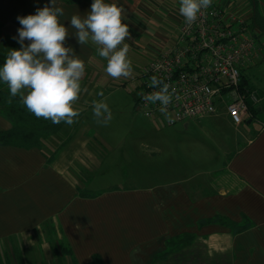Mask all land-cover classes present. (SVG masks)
Instances as JSON below:
<instances>
[{
	"label": "crops",
	"instance_id": "1",
	"mask_svg": "<svg viewBox=\"0 0 264 264\" xmlns=\"http://www.w3.org/2000/svg\"><path fill=\"white\" fill-rule=\"evenodd\" d=\"M229 1L264 19V0ZM92 2L58 0L70 32L66 46L86 66L74 105L78 122L64 123L41 147L0 145V264L10 255L22 264H264V77L256 84L247 73L264 63V33L261 56L243 72L257 97L251 118L235 124L223 107L174 125L149 117L159 136L142 143L114 137L115 124L85 118L103 97L99 86L116 84L101 74L107 61L95 46H81L70 27L71 15H86ZM106 2L128 12L133 77L122 79L136 80L177 37L179 0ZM45 4L50 0H0L7 53L21 47L13 39L17 17ZM11 126L0 110V130Z\"/></svg>",
	"mask_w": 264,
	"mask_h": 264
},
{
	"label": "clouds",
	"instance_id": "2",
	"mask_svg": "<svg viewBox=\"0 0 264 264\" xmlns=\"http://www.w3.org/2000/svg\"><path fill=\"white\" fill-rule=\"evenodd\" d=\"M212 4L213 0H179V14L186 24L192 25ZM63 16L65 11L58 0H50V5L37 8L35 14L17 17L21 27L13 39L21 47L7 53L0 66V82L8 87L9 103L11 98L19 96L23 106L37 118L72 126L80 116L74 105L82 92L81 81L86 66L74 48L66 46L70 32L61 22ZM127 16L123 6L93 0L86 15L77 13L70 17V27L75 30L77 42L81 46H95L99 57L107 61L105 73L114 80L133 77L128 56L130 46L125 43L132 39L129 25L124 22ZM25 41L29 43L25 44ZM149 87L158 91L141 94L142 99L150 104L159 102V111L171 122L168 106L175 91L170 92V85L156 75L150 77ZM92 114L98 124L105 126L112 119L111 109L103 101H92Z\"/></svg>",
	"mask_w": 264,
	"mask_h": 264
},
{
	"label": "built area",
	"instance_id": "3",
	"mask_svg": "<svg viewBox=\"0 0 264 264\" xmlns=\"http://www.w3.org/2000/svg\"><path fill=\"white\" fill-rule=\"evenodd\" d=\"M251 17V10L229 0H213L192 25L181 17L175 40L142 66L135 109L174 125L202 119L223 107L233 123H241L249 116L246 96L257 103L253 91L245 95L239 89L241 74L261 56L259 30L251 27ZM153 75L168 83L170 92L175 91L168 106L171 122L159 111V102L142 99L141 94L158 91L149 87Z\"/></svg>",
	"mask_w": 264,
	"mask_h": 264
},
{
	"label": "trees",
	"instance_id": "4",
	"mask_svg": "<svg viewBox=\"0 0 264 264\" xmlns=\"http://www.w3.org/2000/svg\"><path fill=\"white\" fill-rule=\"evenodd\" d=\"M251 27L256 28L264 33V19L259 13L254 10L251 17ZM7 56V52L1 43V31H0V66L3 65ZM245 95L251 92V87L248 85V80L245 75L241 74V82L239 88ZM247 97V105L249 116L251 118L256 110L254 104ZM10 93L8 87L3 82H0V107L2 114L8 118L12 126L7 130H0V145H14L20 147H41L44 140L55 133L63 124H53L50 120L43 118H37L34 114L30 113L20 101L19 96L11 98L12 102L9 103ZM134 101V96H133ZM229 225L233 226L230 222ZM177 243L178 240H175ZM17 264H22L19 256ZM9 258V257H8ZM7 258V259H8ZM15 260L17 259L14 257ZM4 264H11L5 261Z\"/></svg>",
	"mask_w": 264,
	"mask_h": 264
},
{
	"label": "rangeland",
	"instance_id": "5",
	"mask_svg": "<svg viewBox=\"0 0 264 264\" xmlns=\"http://www.w3.org/2000/svg\"><path fill=\"white\" fill-rule=\"evenodd\" d=\"M136 55L137 58L143 61L148 58L143 50H138ZM256 66H254L252 69L249 68L250 70H248L247 73L252 74L254 72L253 81L257 84L259 81L258 79H263L264 77V63L261 65L260 69L256 70ZM101 69L104 71L105 68ZM101 74L107 75L105 71ZM98 77H102V75H98ZM114 83H116L114 86H108V88H100L101 85L99 86V91L104 93L103 97L99 101L106 102L112 112V119L109 124H115L117 127L114 128L112 126V129H110L113 131L111 132L113 133V136H118L121 139L129 137L138 138L142 140V143H148L149 138L158 137L159 134L149 127L153 119L145 117L141 112L136 111L133 108L132 95L134 96L138 93L137 89L140 83V77L136 80L131 79L127 82L125 81V83L121 78L120 81L115 80ZM84 115L86 120L91 125H101L98 124L93 118L92 107ZM108 129L109 128H106V130ZM96 130H99V128H96ZM7 261L11 264H16V260L13 255H10Z\"/></svg>",
	"mask_w": 264,
	"mask_h": 264
}]
</instances>
